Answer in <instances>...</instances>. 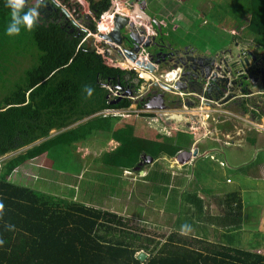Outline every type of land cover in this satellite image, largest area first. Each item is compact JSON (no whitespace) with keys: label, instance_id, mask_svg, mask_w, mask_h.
Returning a JSON list of instances; mask_svg holds the SVG:
<instances>
[{"label":"trees","instance_id":"16d2710c","mask_svg":"<svg viewBox=\"0 0 264 264\" xmlns=\"http://www.w3.org/2000/svg\"><path fill=\"white\" fill-rule=\"evenodd\" d=\"M88 2L97 17L111 6V0ZM216 7L220 8L221 3L214 4L213 12ZM28 10L24 7L21 15ZM10 13L7 0H0L2 54L7 55L4 50L9 48L20 52L26 42L35 45L38 53L35 62L20 71L16 68L13 72V66L12 72L6 73L0 63V203L4 204L0 214V264H264V255L259 252L173 231L158 241L156 226H149L152 234L148 233L147 223L134 229L122 216L73 198L72 190L61 196L10 183L8 176L27 161L86 140L92 132L90 126L111 131V139L118 142V147L101 159L108 172L116 167L132 170L139 156L134 146L140 145L122 127L112 129L116 111L127 109L130 101L112 97L108 86L99 84V79L120 75L124 69L110 64L102 52L90 51L91 47L77 48L80 38L76 30L69 32L57 22L37 19L33 30L22 25L19 35L9 36L6 29ZM225 15L232 16L237 27H243L245 36L264 50V0H241L234 2V8L232 3L226 4ZM218 16L210 17L217 20ZM3 61L10 60L5 57ZM119 77L113 79V84ZM95 113H101L97 120L48 139L51 131L67 129ZM151 141L158 149L149 153L153 158L160 153L173 157L178 151L169 142ZM72 170L77 176V170ZM140 252L147 255L145 260L139 259Z\"/></svg>","mask_w":264,"mask_h":264},{"label":"rangeland","instance_id":"374dc122","mask_svg":"<svg viewBox=\"0 0 264 264\" xmlns=\"http://www.w3.org/2000/svg\"><path fill=\"white\" fill-rule=\"evenodd\" d=\"M119 1L124 2L126 0H119ZM164 1L167 4V8L174 9L175 15L177 16V21H179L178 25H176L177 26L176 28H174V26H172V30L169 29V26L165 28L166 32L167 29H169L167 34L171 40L174 41L178 40L180 41V44L181 42H184L185 44L194 46L198 49L199 52L211 51V54L219 53V51L216 50L218 48H221L222 49L221 52H223L221 54L226 55L228 59L229 57L230 59L233 58L235 67L239 68L240 70L243 69V64H247V63H249V65L252 64L253 70L260 69L262 68V66H264V50L260 49L259 47H256L249 36L247 35L245 36L243 27L238 28L237 25L233 22L232 16L225 15L226 4L232 3V8H234V2L238 3L241 0H164ZM216 2L221 3V7L220 8L216 7V9L213 12V6ZM167 8H163L159 0H146V9L152 12V14L156 15L157 17H161V15L165 16L164 23L166 24L171 18H174L175 16L172 14L173 16L170 18L168 12H165ZM211 14L220 15V16H218L217 20H215L214 17H210ZM112 15L113 12H108L109 18ZM132 16H136V15H132ZM72 17L73 16L70 15L68 18H71L72 19L71 22L77 25V19L75 17L73 18ZM104 23L106 24L105 20ZM105 31L106 30H103L102 32L105 33ZM4 51L7 52V55L2 54V57H6L8 58V60L12 59L13 61L12 64L7 65L6 73L12 72L13 66H15L13 72H16V68L19 71L24 68H27L31 66V64H33L37 58V52L33 47L28 52H26V54L22 52L16 53L15 51H13V49L10 48ZM252 55H255V57L257 58L256 62L251 61ZM228 67L230 66L227 63L226 68ZM255 72L257 73V71ZM246 80L250 81V86L248 87H251V90L258 92L260 89L261 90L264 89L263 84L259 81V75L255 74L254 80H252L251 77L247 78ZM256 94H254L255 96L253 95V97H257L254 100L259 101L258 105L259 107H261V110L264 111V93L258 95ZM138 109L139 107H135L134 105H131L126 110L116 111L117 115L115 117L119 118V120H122L124 116H126L125 120L129 119V121H134L135 127L140 125H146L149 128H151V130H153L155 134L156 131L159 132L160 135L157 136L160 137L161 139L163 138L165 139V136L168 137L170 135V129L167 127L165 131L164 128L162 127L164 126V124L161 123V121L159 120L158 118L159 113L157 111L153 113H145V114H152L154 115L155 118L141 119L140 116L141 114L144 113L139 112ZM179 109L183 110L185 109V107L182 105L179 107ZM244 109L247 110H245L246 113L242 115L240 111L238 112V110H235L234 107H230V110L232 112H228L226 115L220 117V124H222V126L219 124L218 127L215 128L212 134H215L214 139H218L220 141L218 142L221 146L211 141H205V145H203L205 146V151L209 153H213L219 147H222L225 144L232 145L233 131L234 133H236L237 129L239 130L241 129L244 135L246 136L247 134L254 132L256 135L253 136V138H255V140L253 141H255L256 144L250 145L249 143L242 142L239 144L238 147L236 146L233 147L228 146L226 148L222 147L223 149L220 150L219 156H224L223 159L226 162L230 160L231 157L233 158V155L238 154L246 164H250L254 159H257V161H255L254 164L255 163L258 164L259 162L264 160V118L261 117L260 122H257L258 120L254 121L253 118L249 117L248 114V111H250L249 107H244ZM203 110H201V112H203ZM131 111H133V113H131ZM188 111L191 112L192 110H188ZM212 114L213 113L211 112L204 114L205 119L209 116L212 117ZM217 115L218 114H216V116ZM241 117L243 118L241 119ZM197 119L199 120L198 117ZM129 121L127 123H129ZM116 123L118 127L119 126L122 127L125 125L123 120L118 121ZM76 125L77 124L73 125L72 127H75ZM128 125L130 126L131 123H129ZM224 127L229 128L227 129L228 132L226 131L230 136L229 138L228 137L224 138L221 136V134L225 133L223 130ZM234 127H236V129H234ZM208 130L209 128L206 125L205 129H200V133L204 134L206 133V131L208 132ZM56 134L58 133L57 132L52 133L50 137H53ZM161 134L163 135V137ZM130 138L140 141L141 146L138 144L135 145L136 147L134 146L136 152L139 153L144 152L145 155H149V153L154 154L158 150L155 146L151 145L152 141L148 137L147 139L143 138V141L139 140L137 136L133 137V135ZM99 140H93L85 144H81L78 147V149L77 147L65 148L69 150L64 152L66 154L65 159L60 158L58 162L55 159L52 160L55 164H57L56 169L60 168L56 171H61L65 179L61 182L59 181V179L50 181V184L43 185V188H47L44 190H46L50 194L53 195L60 194L61 196H64L65 193H71L70 190H72L73 192L71 193L70 196L74 195L73 198L87 202L88 205L95 206L96 208L99 207V209L102 210H108V211L111 210L113 213L122 216L125 220H128L130 227L134 229L135 227H138L140 225H143L144 227V223H147L148 225L147 230H150L149 226H159V229H161L159 231L161 232H158L156 235H157V240L162 241L165 235L173 231V229L171 228L172 226L169 227L170 218L175 217V221L176 218H179V220H177L178 226L186 221V220H182L179 217V215H181L183 208L184 193L178 192L176 195H174V193L172 194V189L167 182L162 185H156L154 187L155 194H152L151 192L148 193L146 192V196H148V199L145 200L143 197L138 195L137 193L139 192L138 188L136 186H133L136 184L135 183L136 181H140L143 178H145L144 177L145 172L144 171L137 172V170L133 171V170H119V169L117 170L118 171L117 173H114L113 170L111 172L105 171V168L101 163V160L98 159L105 151L113 150L118 145V143L114 142L110 138L103 139L104 141L102 140L99 141ZM95 141H99L98 142L99 145L96 147H95V143H96ZM28 148H31V146L23 148L12 154H8L4 157V159L12 158L20 153H23ZM201 152L203 151H200L197 154V158L194 161L193 165L189 163L188 166H185L188 179L189 176L192 177L196 183L200 184V188H203L204 191L208 190L210 192L212 191L216 192L217 187L221 186L220 184L225 183L227 177L232 180L233 179L237 180L238 178L237 173L235 174H233V172H231L230 174L226 173V171H228L227 169L221 168L217 163L209 160V154H207L205 157H201L200 156ZM78 155L80 156L79 158H81L82 156V158L79 159V161L82 162L84 168L82 171V176L77 178L76 175L70 174L65 168L67 164L68 165L71 164L72 166L77 167ZM159 157L161 159L157 161L156 165L154 166V169H156L158 172H161V174L164 175V177L168 181L169 180L168 177H170L171 175V171H169L170 166H174L172 163L173 161L172 159L163 155H160ZM45 158L46 157L43 156L32 161H27L23 167H21L20 169H16L14 172H12V174L8 176L7 180L10 183H14L21 186H40L41 170L52 169V172L54 170L52 161L49 163L50 167L48 165L47 166L45 165L46 164ZM58 164H60V166H58ZM231 164H233V162H229V166H231ZM145 166H147L146 163ZM177 167L179 169L180 166L177 165ZM251 168L252 167H250V169ZM38 179H40L39 182ZM45 179H48V177L43 178V180ZM127 181L131 183L130 184L131 189L129 190L127 188V184L126 185L124 184ZM160 182H162L161 179ZM176 183L178 184L180 189L182 183H180L179 180H177ZM122 184L124 185L121 186V191L123 196L121 200L119 199V197L115 196V193H113V191L119 189V185ZM166 191H168L167 194L165 193ZM164 195L170 197L169 202L171 203V208L168 205L166 206V201L162 197ZM244 195H247V193H244ZM91 196L93 197L92 200H94V202L89 201ZM115 197L117 199H114ZM149 197L153 199L154 206H148L149 203L152 201V199ZM174 199L176 202V208L173 213ZM95 200H100V201L95 202ZM262 201L264 205V198ZM138 206H141V208L148 210V212L142 211L140 208H138ZM212 206H214L213 203ZM212 206L210 210L211 213L212 212L214 213L216 211V208L215 206L214 208ZM169 210H170V214L167 215V212L169 213ZM249 210H253V207H250ZM257 214H258L257 212L253 211L252 213H250V216L255 217ZM160 218H164V219H160ZM250 223L259 227L257 224H254L251 221ZM255 226L252 227L255 228ZM148 233L152 234L153 231L150 230L148 231ZM226 239L228 238L226 237ZM263 241H264V237L259 238L258 240L252 239V247L253 245L254 246L256 245L257 248H262V247L264 248V245L260 243Z\"/></svg>","mask_w":264,"mask_h":264},{"label":"crops","instance_id":"0c3cea01","mask_svg":"<svg viewBox=\"0 0 264 264\" xmlns=\"http://www.w3.org/2000/svg\"><path fill=\"white\" fill-rule=\"evenodd\" d=\"M36 2V0H30V2L25 3L24 7L27 9H31L33 8L31 4H34ZM159 2L161 3V6L163 8H167V4L164 0H159ZM31 3V4H30ZM146 3V0H145ZM122 2L119 1V6H122ZM166 5V6H164ZM36 10H40V7H38L37 5H34ZM145 11L147 12V15L149 16H155L162 28L164 29L163 32L167 33L168 30H172V26H174V28H176L178 25L177 21V16L175 15L174 9L171 8H167L165 10V12H168L169 17L171 18L173 15L174 18H171L167 24L164 23L165 22V16L161 17H157L156 15H153L152 12H150L149 10L146 9L145 7ZM173 14V15H172ZM39 19V18H37ZM174 21H173V20ZM43 21H45L44 19H42ZM41 20V21H42ZM186 23V22H184ZM169 26V29H167V32L165 31L166 27ZM185 28V27H184ZM72 32V31H69ZM77 32V31H76ZM167 38H169L168 34H167ZM14 43H17L16 41H14ZM13 43V44H14ZM32 43V42H31ZM18 45V43H17ZM24 45V46H23ZM35 48V45L33 44H28L27 42L21 45V51L22 53L28 52L31 48ZM190 47L194 50L197 49L194 46ZM198 50V49H197ZM221 48H218L216 51H219V53L217 55H221ZM20 51V52H21ZM37 52V51H36ZM2 50L0 51V63L5 66V68H7V65L12 64L13 61L12 59H10L9 62H5L3 61V59L5 57H2ZM38 53V52H37ZM201 53H205L208 56H214V54H211V51L208 52H201ZM23 70V69H22ZM102 82L99 79V84L101 85ZM102 86V85H101ZM104 88V87H103ZM195 109V110H193ZM188 110H192L191 112ZM200 107H192V109H172V107H168V109H162V107H158V112L161 113V117L162 119L167 123V127L170 129V135L168 137L165 136V139H161L160 137H158L157 135H160L159 132H157V134L155 135L146 125H140L139 128H141V130H137V128L133 125V123H131V125L129 126L127 123L128 121H125L124 119L126 118V116H124V118L122 119L124 121V126H122L121 129L128 131V133L130 134V136L133 137L137 136V138H144L147 139L150 138L151 140H154V142H162V143H167L169 142L171 147H173L174 149H178V151L174 154L173 157H169L167 155H165V153H160L159 155H157V157L153 158V156L149 155H144L147 156L148 158H151V161H147V166H145V163L142 164V166L139 164L141 163L142 160V156L144 154L143 153H139L138 158L136 159L135 163L136 166L132 169L137 170V172H141L144 171V177L142 180L140 181H136L135 185L138 188V195L143 197L145 200L148 199V196H146V192H152V194H155V192H153L152 190L155 191L154 187L156 185H162L168 182V185H170L171 189H172V194L174 193V195H176L178 192L184 193V200H183V208H182V212L181 215H179V217L182 220H186L185 222L181 223L178 226L177 220H179V218H176L175 221V217L170 218L169 220V227L172 226L171 228L173 229V232L178 233V234H182V235H187L190 237H195L201 240H209V241H217L218 243H221L223 245H228L231 246L233 248H240L243 250H248V251H256L259 252L260 254L264 255V248H257V246L253 245L252 247V239H259V238H263L264 237V205H263V198H264V160L259 162L258 164L254 162L257 161V159H254L250 164H246L242 158H240V156L237 155H233V158L231 157L230 160L226 161L223 159L224 156H219V152L221 149H223L222 147H228V146H236L238 147L240 143L242 142H246L249 143L250 145L256 144L255 138H253V136H255L256 134L254 132H251L250 134L244 135V133L242 132V130L237 129L236 133H234L233 131V144L229 145V144H225L222 147H219L216 151H214L213 153H209L207 151H205V141H211L213 143L218 144L219 146H221L219 144V140L218 139H214L215 134H212L213 131L215 130L216 127H218V125L220 124H216L213 125V123H208L205 120L204 114L208 113L209 111H204L201 112ZM197 111V112H196ZM194 112V113H192ZM201 112V113H200ZM239 112V111H238ZM241 114H243V112H240ZM101 113H95L94 115L87 117L83 120L78 121L75 127H72L73 125L69 126L67 129L61 130V131H51L50 135L52 133H58L53 137H48L49 138H54L57 135H59L60 133L68 130V129H72V128H78L79 126H83L89 122H93L95 120L98 119V115H100ZM199 118V120L197 119V117ZM241 116V115H240ZM243 117H241L242 119ZM115 120V121H114ZM119 119H116V117H114L113 119V130H116L118 128H120L121 126H117L116 122L118 121H122ZM100 123L101 126H103V124H101L100 120L98 121ZM105 122V121H104ZM105 123H109V122H105ZM208 126L209 130L208 132L206 131V133H200V129H205V126ZM222 126V124H220ZM220 126V128H221ZM164 130L166 131L167 127H164ZM179 128V129H178ZM90 129L92 130L91 134L88 135V137H86V140L75 143V144H71L70 148L72 147H78L81 144H85L89 141H93V140H102L103 139H111V131L108 132H104V129L102 130H98L95 128H92V126H90ZM227 127H224L223 130L225 133L221 134L222 137L224 138H229L230 136L228 135V131H227ZM234 129H236V127H234ZM222 130V129H221ZM189 131V132H188ZM227 131V132H226ZM256 132V131H255ZM165 133V132H164ZM220 133V132H219ZM162 135V134H161ZM213 135V136H212ZM163 137V135H162ZM99 140V141H100ZM113 140V139H111ZM99 141H95V147L98 146V142ZM114 141V140H113ZM219 141V142H218ZM116 142V141H114ZM118 143V142H117ZM65 146V145H62ZM69 147V146H68ZM118 147V145L116 146ZM115 147V148H116ZM67 148V147H66ZM193 150H196L197 154L200 151L201 152L200 156L201 157H205L207 154H209V160L212 162H215L219 165V167L221 168H225L228 171H226V173L230 174L231 172H233V174L237 173L238 178L237 180H232L230 178H226L225 183L220 184L221 186L217 187L216 192L212 191H204L203 188H200V184L196 183L195 180L189 176V179L187 177V173L185 170V166H188L189 163H191L193 165L194 161L197 158V154L195 157H191L189 160H186L184 163L179 164L176 162V155L180 152L183 151H187V152H192ZM69 151L65 148H56V150H51L49 152V154L45 155L44 157H46V166L49 165V163L55 159L57 162L60 160V158L65 159L66 158V154L64 152ZM112 151V150H111ZM110 151H105L103 154L108 153ZM51 153L53 154V157H51ZM103 154L101 155V157L98 160H101L103 157ZM163 155L166 156L170 159H172V163L174 166H170V170L171 171V175L169 178V180L167 181V179L164 177V175L161 174V172H158L156 169H154V166L156 165L157 161L159 159H161L159 156ZM72 157V156H71ZM80 156L78 155V163H77V167H72L70 165H66V170L72 174V175H76L74 173V170H77V178L82 176V171L84 168V165H82V162L79 161ZM219 157V158H218ZM71 159V158H70ZM193 160V161H192ZM192 161V162H191ZM229 162H233V164H231V166H229ZM102 163V161H101ZM176 163V164H174ZM103 164V163H102ZM52 165H53V172L52 169H47V170H41V181L40 179H38V182L40 181V186H31V187H38V190L44 192V193H49L44 189L47 188H43V185H48L50 184V181H54L56 179H59V181H63L65 179V177L63 176V173L61 171H56L58 169H56L57 164H55L52 161ZM177 165H179V169L177 167ZM254 165V166H252ZM58 166H60V164H58ZM243 166V167H242ZM104 167V165H103ZM175 167V168H174ZM248 167V168H247ZM250 167H252L250 169ZM105 168V167H104ZM149 168V169H146ZM173 168V170H172ZM64 169V168H61ZM249 169V170H248ZM114 173H117L118 169H113ZM109 170V171H112ZM106 171V170H105ZM121 172V171H120ZM65 173V171H64ZM179 174V175H178ZM178 175V176H177ZM48 177V179L43 180V178ZM121 178V177H120ZM160 179L162 180V182H160ZM177 180L180 181V183H182V186L179 189L178 184L176 183ZM166 181V182H165ZM125 185L127 184V188L128 190L131 189L130 188V182L127 181L126 183H124ZM119 185V189L113 191V193H115V196L119 197V199L122 200L123 196H122V191H121V186ZM186 184V185H185ZM69 188V187H67ZM152 188V189H151ZM215 190V189H213ZM261 191V192H260ZM124 192V191H123ZM164 193V192H163ZM166 194L168 193V191L165 192ZM244 193H247V195H244ZM127 194V193H126ZM243 194V195H242ZM125 197V196H124ZM163 199H165L166 201V206H170L171 208V203L170 201V197L167 195L162 196ZM128 198V197H127ZM151 198V197H149ZM93 197L91 196L90 198V202H94L92 201ZM114 199H117L116 197ZM152 199V198H151ZM144 200V201H145ZM100 200H95V202H99ZM143 201V202H144ZM84 202V201H82ZM87 203V202H84ZM213 205L216 208V211L213 213H211V206ZM88 205V203H87ZM175 205V206H174ZM148 206H154V202L153 199L152 201L149 203ZM214 206H212L214 208ZM250 207H253V210H249ZM99 208V207H98ZM138 208H140L142 211H147L144 208H141V206H138ZM176 208V202L175 199L173 200V213L175 211ZM102 210V209H101ZM108 211V210H106ZM253 211L257 212L258 214L255 217L250 216V213H252ZM110 212H112L110 210ZM164 212V211H163ZM113 213V212H112ZM115 214V213H114ZM170 214V210L169 213L167 212V215ZM118 215V214H117ZM164 216V215H163ZM160 219H164V218H160ZM252 219V220H251ZM253 222L254 224H257L259 227L253 225L250 223ZM249 224V226H248ZM187 226V227H185ZM252 226H255V228H253ZM156 228L159 230V226H156ZM253 228V229H250ZM183 229V231H182ZM161 232V231H159ZM226 237L228 239H226ZM251 242V244H250ZM262 243V245H264V241L260 242ZM261 247V246H260Z\"/></svg>","mask_w":264,"mask_h":264},{"label":"flooded vegetation","instance_id":"af4514ba","mask_svg":"<svg viewBox=\"0 0 264 264\" xmlns=\"http://www.w3.org/2000/svg\"><path fill=\"white\" fill-rule=\"evenodd\" d=\"M84 1L88 4V0H77V10L75 9L77 11V25L82 30L77 29V38L87 36L95 24V11L88 5L83 14V9L80 10L79 8ZM141 6V3L138 2L136 8L139 9ZM144 10L143 12L147 14ZM133 12L134 10L129 11L131 17ZM85 14L89 15L91 19H84ZM72 16L74 17V12H72ZM42 19L46 22H57L66 30H75L71 18L60 17L57 12H53L51 9L44 12ZM140 29L146 37L142 40V43H148L149 47L144 48L141 43L138 45V49L134 50V48L124 43V50L133 51L128 55L131 62L130 60L129 62L124 60L125 51H121V56L113 53L112 58L115 61L122 59L126 62L124 71L120 75L117 74L120 77L116 79V83L113 84L112 82L114 78H117L115 75H110L111 77L100 83L102 86H108L111 90H117L120 93L117 96L118 98H127L130 101L129 107L131 105L139 107V112L144 113L141 114V119L155 118L154 115L145 113L158 112V107L166 110L168 107H172V109L177 110L182 105L185 109H192L196 106L204 109L205 112L213 113L212 117L209 116L205 119L207 124L212 122L213 125L220 123V117L232 112L230 107H234L235 110L240 112L247 110H242V106L249 107L248 114L250 118L259 122L261 117L264 118V111L258 105L259 101L254 100L257 97H253L256 93V95L263 94L264 89L255 92L251 90V87H248L251 79L245 82L243 80V78L247 79L249 77L254 80V75L257 74L264 88V66L253 70L252 64L247 63L243 64V69L240 70L235 67L233 58L230 59L229 57L228 59L226 55L219 54L212 57L199 52L197 49L193 50L190 45L184 42L180 44L178 40L174 41L167 38V33L163 32L164 29L159 20L153 16H150L148 20V27L141 25ZM93 42L96 43V40H87L85 45L92 47L90 51H97V47L93 45ZM136 59H138L139 65L143 69L137 68L132 63V60L135 61ZM256 60L255 55H252L251 61L256 62ZM111 63H114L113 60H111ZM227 63L230 66L228 68H226ZM162 71H170V83L165 84L161 80L155 79ZM143 72L153 77L146 75V78H141ZM216 114L218 115L216 116ZM161 115L159 113L158 118L164 124V127H167V123ZM144 155L141 157V166L151 160V158Z\"/></svg>","mask_w":264,"mask_h":264},{"label":"clouds","instance_id":"9594fccd","mask_svg":"<svg viewBox=\"0 0 264 264\" xmlns=\"http://www.w3.org/2000/svg\"><path fill=\"white\" fill-rule=\"evenodd\" d=\"M43 1L44 2L47 1L48 4L44 5L43 7H40V10H36L34 8L35 7L34 5H37L39 3V1H37L34 4L30 3L33 8L29 9L28 11L24 12L23 15H21V12L24 8L25 3L30 2V0H28V1H25V0H7V6L10 7V9H11V13H10L11 22L6 29V34L9 36L19 35L22 25L25 26L26 29L29 31L33 30L34 25L36 24L37 18H39V20H42L44 12L48 11L49 9H51L53 12H57V15L60 17L65 16L68 18L70 15H72V12H74V17L77 14V11H76L77 10V8H76L77 4L75 7L76 10L74 9V7H72V5H71V7H69V9H70V14H69V9H68V11L65 9H62L61 7L57 6V4L54 1H51V0H43ZM127 1L130 2L131 0H126V1L122 2L123 5L116 8V4L113 2V0H111V6L109 8L104 9V10H106L105 14L103 15V18L106 21V24L104 23V25H106V28L109 29L108 31H105V33L102 32L103 31L102 29L100 30V28H98V26H100V25H97V22L100 20V15L98 17L95 15L96 18L94 19L95 24H94L93 29L88 32L87 36H80L79 37L80 39H79L77 48L85 45V42L88 40V36H91L92 39L96 40V43L93 42V45L97 47L96 52H102L106 56V59H108L110 64L116 65V66L124 69V65L126 64V62H129V60H130L128 58L129 53H127V51H126L128 49H126V50L123 49L124 43L116 44L113 41L109 42L108 40L102 39L101 35L109 34L110 32H112V30L114 29V23H115V19L117 16H123V17H126L128 19V21H130V20L133 21L135 27H137V28H140L141 25H145L148 27V20L146 19L147 14H145V12H143V10L146 7L145 0H133L132 4L129 3V5L128 4L126 5L125 2H127ZM44 2H43V4H44ZM138 2L141 3V5H142L141 8H139V9L136 8ZM88 5H89V2H88V4H86L84 1L79 6L80 10L83 9L82 10L83 14H84L85 8H87ZM118 5H119V3H118ZM47 6H48V8H47ZM81 7H83V8H81ZM135 9H137V11H138V14H139L138 16H132L131 17V15H129V14H127V12H125V10H129V11L134 10L135 11ZM104 10H102V11H104ZM101 12H100V14H101ZM108 12H113V18L112 19L108 17ZM132 15H135L134 12ZM75 18H77V16ZM73 26H74V24H73ZM76 26H77V28H76ZM76 26H74L75 30L78 29L79 31H82L80 29L79 25H76ZM95 33H97V36L94 35ZM142 35H143V40H144L146 37H145L144 33H142ZM83 38H84V41H81ZM109 43H112L113 45H115L116 48L120 51V53L118 54L119 56H121L122 50L125 51L124 60L126 62H124L122 59H118L117 61H115L112 58V55L108 54ZM86 47L89 48L91 46L88 45ZM91 49H92V47H91ZM217 54L218 53H215L214 56H216ZM111 60H113L114 63H111ZM139 60H140V58H139ZM130 62H131V60H130ZM132 63L137 68L143 69L142 66L139 65L138 59H136L135 61L132 60ZM156 77H157V78H155L156 80H161L165 84L170 83V80H169L170 71H164V72L162 71L160 73V75L156 76ZM88 92H89V95H91V89H89ZM128 107H127V109H128ZM124 110H126V109H124ZM244 114H242V115H244ZM119 117H121V116H119ZM257 122H259V121H257ZM3 212H4V204L0 203V214H2ZM185 227H187V226H185ZM182 231H183V229H182ZM2 243H3V241H0V244H2Z\"/></svg>","mask_w":264,"mask_h":264},{"label":"water","instance_id":"95a60500","mask_svg":"<svg viewBox=\"0 0 264 264\" xmlns=\"http://www.w3.org/2000/svg\"><path fill=\"white\" fill-rule=\"evenodd\" d=\"M25 1H28V0H25ZM37 1H39V3L37 4L38 7H43L44 5L48 4L47 1L44 2L43 0H36V2ZM43 2H44V4H43ZM132 2H133V0H131L129 3L132 4ZM81 8H83V7H81ZM74 9H75V7H74ZM125 12H127V14H129V10H125ZM134 14L136 16L139 15L137 9H135ZM76 16H77V14L75 15V17ZM84 19L90 20L91 18H90L89 15L85 14L84 15ZM146 19L149 20L150 16L147 15ZM74 26H76V25L74 24ZM76 28H77V26H76ZM142 33H143V31L140 28L135 27L133 21L128 22V19L126 17L117 16L116 19H115L114 29L112 30V32H110L109 34L101 35V38L105 39V40H108L109 42L113 41L116 44L126 43L129 46H131L132 48H134V50H137L138 49V45L141 44L142 40H143ZM90 39H92L91 36H88V40H90ZM142 44L143 45H141V46L144 47V48L145 47L146 48L149 47V44L146 43V42H143ZM108 46H109V48H108V54L109 55H112L113 53H115V54H119L120 53V51L112 43H109ZM126 51H127V53L133 52V51H130V50H126ZM146 75H149V74L146 73V72H143V74L140 77L141 78H143V77L146 78ZM149 76H152V75H149ZM117 101H119V99ZM196 154H197L196 150H193L192 152L183 151V152H180V153H178L176 155V159L175 160H176L177 163L182 164L186 160H189L191 157H195ZM149 161H151V160H149ZM141 163H142V160H141ZM138 257H139L140 260H145L147 255L145 253H143V252H140L138 254Z\"/></svg>","mask_w":264,"mask_h":264},{"label":"built area","instance_id":"2783aa9c","mask_svg":"<svg viewBox=\"0 0 264 264\" xmlns=\"http://www.w3.org/2000/svg\"><path fill=\"white\" fill-rule=\"evenodd\" d=\"M51 1H54L57 6L61 7L62 9H65L68 11L69 7H76V4H77V0H51ZM113 2L116 4V8L119 7L118 3H119V0H113ZM125 4L129 5V1L125 2ZM70 11V9H69ZM106 10L102 11L101 14H100V20L97 22V25H100L98 26V28H100V30H106L108 31L109 29L105 27L104 25V18H103V15L105 14ZM111 19L113 18V15L110 17ZM94 35L97 36V33H95ZM81 41H84V38L81 40ZM110 90V94L112 97H117L120 95V93L117 91V90H111L109 87H106Z\"/></svg>","mask_w":264,"mask_h":264}]
</instances>
